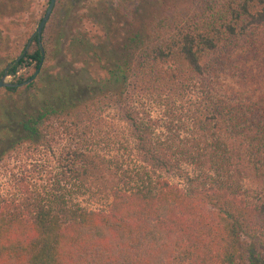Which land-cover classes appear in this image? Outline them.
<instances>
[{"label":"trees","instance_id":"obj_1","mask_svg":"<svg viewBox=\"0 0 264 264\" xmlns=\"http://www.w3.org/2000/svg\"><path fill=\"white\" fill-rule=\"evenodd\" d=\"M75 1L77 20L103 30L97 42L69 37L103 73L91 99L46 70ZM25 4L0 0V17ZM161 5L55 0L17 61L31 30L10 50L0 36V75L31 70L1 87L0 165L17 149L38 161L0 193V264H252L247 246L264 247V0ZM34 85L40 99L26 94ZM88 193L108 195L106 208L68 204Z\"/></svg>","mask_w":264,"mask_h":264},{"label":"rangeland","instance_id":"obj_2","mask_svg":"<svg viewBox=\"0 0 264 264\" xmlns=\"http://www.w3.org/2000/svg\"><path fill=\"white\" fill-rule=\"evenodd\" d=\"M62 2L68 0H61ZM71 1V0H70ZM108 5H119V2L124 0H103ZM204 0H162V5L165 7V10L170 12L171 10H176L181 13H189L196 9H198L201 3ZM55 2V1H54ZM93 3L96 0H92ZM78 5L80 1H75L71 4L69 8V15L66 17L64 23H62L58 30L54 33L55 40L57 41V58L58 61H54L47 66L48 79L55 80L57 77H66L69 83L74 86H88L91 91L86 96V98H94L98 96L101 91L105 90V83L100 79L103 73L97 69L96 66H90L87 68L85 63L79 61L80 57L76 54L77 48L71 46L69 43V37L71 35L78 36L79 38L88 40L89 42H97L103 35V30L90 22L87 19L77 20V16L80 14V8ZM46 6L45 0H26V4L23 9L19 12L18 16L15 18L9 17H0V36L3 37V40L6 43L7 49H14L16 46L17 40L20 39L21 36L26 34V32L31 30L32 26L36 23L35 20L40 15L43 7ZM46 8V7H45ZM44 13V12H43ZM5 46V47H6ZM57 62V63H56ZM4 63L0 62V70L3 68ZM31 70L25 71L20 70L16 73V75H7L5 80L8 82H14L19 75L26 76L30 74ZM59 81H55L52 83H56ZM100 86L102 89L100 90ZM30 93L35 96V99H40L43 97L44 90L42 88H38V85H34L26 91V94ZM3 94L2 89L0 88V96ZM151 114L152 118L159 119L160 121H164L162 110L152 109ZM108 114L106 116L109 119H112L113 122H116V135L117 138L114 140L116 142H121L122 140H126L124 130L119 122L116 121V117L114 116V111L108 109ZM164 132V130L161 128ZM125 145V144H123ZM127 148H129V144L127 143ZM131 149V148H130ZM122 150H119V154H121ZM125 159L124 166H128L129 169H133L136 165L133 155L127 156L122 155ZM33 155H25L17 149L16 151H12L9 155L4 159L5 165H0V193H5L14 190V180L13 178L17 177L20 170L22 174L31 169V166L36 164L38 161L34 159ZM164 176V175H162ZM170 181L177 182V178L174 176L165 175ZM109 201V197L106 194L102 193H88L86 194H78L76 199L72 200L68 204L77 203L83 208L86 209H105L106 204ZM248 256L252 262V264H264V247L258 245L254 241H251L249 246H247Z\"/></svg>","mask_w":264,"mask_h":264},{"label":"water","instance_id":"obj_3","mask_svg":"<svg viewBox=\"0 0 264 264\" xmlns=\"http://www.w3.org/2000/svg\"><path fill=\"white\" fill-rule=\"evenodd\" d=\"M54 1L55 0H48V3L46 5V8L44 10V13L42 15V17L40 18V20L38 21L37 23V26L36 28L34 29V31L31 33L24 49L21 51V53L14 59L15 61H17L25 52V50L27 49V46H28V43L30 41V38L36 34L37 35V40H39V34H40V31H41V28L43 27V25L45 24V22L47 21L48 17H49V14L52 10V7H53V4H54ZM9 66V64L5 67V69L3 70L2 74L0 75V88L1 87H5V86H11V85H14L13 83L11 82H8L5 80V77L7 76V71H6V68ZM28 81V80H27Z\"/></svg>","mask_w":264,"mask_h":264}]
</instances>
